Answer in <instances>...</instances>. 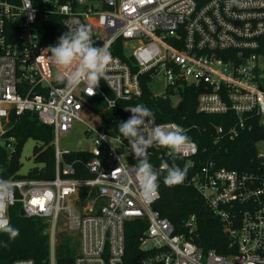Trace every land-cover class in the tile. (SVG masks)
<instances>
[{
  "label": "built area",
  "instance_id": "2783aa9c",
  "mask_svg": "<svg viewBox=\"0 0 264 264\" xmlns=\"http://www.w3.org/2000/svg\"><path fill=\"white\" fill-rule=\"evenodd\" d=\"M74 20L90 26L95 46L112 57L107 79L92 96L85 84L65 94L52 75L65 69L47 59L46 48ZM142 81L152 98L169 99L173 107L188 86L195 90L197 113L230 114L215 127L217 138L264 130V0H0V147L17 151L16 128L25 113L51 128L53 147L51 178L5 179L14 182L8 220L9 208L17 205L23 216L45 223L46 264H55L61 215L78 240L73 264H264V155L255 147L264 140L254 143L255 166L248 170L198 160L194 140L195 152L176 156L190 170L182 184L197 192L225 239V254L205 251L195 243V213L177 231L153 209L159 191L150 202L141 196L138 159L118 124L139 105ZM159 81L163 89L157 92ZM107 110L114 113L103 121ZM153 120L189 130L154 114ZM75 121L84 124L89 148L61 150L58 138ZM170 157L165 147L148 149L159 177L166 176L160 166ZM129 228L138 234L127 249ZM11 264L37 263L19 258Z\"/></svg>",
  "mask_w": 264,
  "mask_h": 264
},
{
  "label": "trees",
  "instance_id": "16d2710c",
  "mask_svg": "<svg viewBox=\"0 0 264 264\" xmlns=\"http://www.w3.org/2000/svg\"><path fill=\"white\" fill-rule=\"evenodd\" d=\"M142 95L139 104L148 107L156 120L174 121L184 127H189L187 135L198 146V160L213 159L219 166L229 169L248 170L254 167V143L264 140V130L254 127L233 140L217 138L215 127L226 124L230 114H204L195 111V90L185 86L182 91L180 109L173 107L169 99H155L150 96L145 81L141 84ZM114 110H107L105 118ZM117 114V113H116ZM105 123V122H104ZM196 125V127H191ZM19 147L16 152L8 153L0 147V179L35 178L48 179L53 175V147L51 145L52 130L39 122L32 113H25L19 118L16 128ZM32 138L38 142L33 148V160L38 165L31 168L24 176L18 175L20 168L21 147L26 139ZM74 155V154H73ZM76 155V154H75ZM80 157H83L80 156ZM162 161V160H160ZM169 165L183 166V159L170 157ZM190 173L188 168L187 174ZM164 178L159 177V197L153 205L160 216L167 218L175 230L182 228L184 219L195 213L198 221V232L195 243L203 250L213 249L218 254H225V239L220 232V225L215 220L206 221V211L197 192L186 185L167 186ZM9 222L19 230V235L10 240L6 233H0V264H11L15 259L30 258L37 264H46L48 257V237L43 233L45 223L36 218L21 216L18 206L9 208ZM137 231L130 228L127 231V249L136 245ZM77 248L72 246L66 233L58 232L55 242V264H73Z\"/></svg>",
  "mask_w": 264,
  "mask_h": 264
},
{
  "label": "clouds",
  "instance_id": "9594fccd",
  "mask_svg": "<svg viewBox=\"0 0 264 264\" xmlns=\"http://www.w3.org/2000/svg\"><path fill=\"white\" fill-rule=\"evenodd\" d=\"M231 2L237 3L238 0ZM66 26L68 31L58 37V43L46 48L50 53L47 59L52 65L65 69L57 73L58 82L65 85V94L85 84L90 96L95 95L100 80L107 79L111 54L107 48L95 46L90 26L78 20ZM127 111L131 112V116L118 124V132L128 140L131 151L138 159L134 169L135 175L139 181L142 198L150 202L158 195L160 173L154 170L149 162L148 149L154 144L165 147L175 159L182 151L191 148L195 152L196 148L179 125H155L152 111L145 105L139 104L128 108ZM160 170L166 172L164 184L176 186L183 183L188 168L163 163ZM122 190L127 191V188ZM13 200L14 182L0 179V233H6L10 240L19 235V230L11 226L6 216L7 208Z\"/></svg>",
  "mask_w": 264,
  "mask_h": 264
},
{
  "label": "rangeland",
  "instance_id": "374dc122",
  "mask_svg": "<svg viewBox=\"0 0 264 264\" xmlns=\"http://www.w3.org/2000/svg\"><path fill=\"white\" fill-rule=\"evenodd\" d=\"M162 89H163L162 81L155 83L154 85L155 91L159 92ZM83 129H84V124L78 121L73 122L72 127L68 130V132L59 136L58 147L61 150H71V151L89 148V142L83 136ZM35 145H38V142L33 140L32 138L26 139L25 142L23 143L20 152L19 163L21 166L18 170L17 173L18 175L24 176L28 173V171L31 168L38 166L33 160V148ZM255 147L259 154L264 155V145L262 142L256 143ZM57 231L66 233V235H68L71 239L72 246L74 248L78 247L77 238L73 233L69 232L65 227V221L63 215H61L58 219Z\"/></svg>",
  "mask_w": 264,
  "mask_h": 264
},
{
  "label": "water",
  "instance_id": "95a60500",
  "mask_svg": "<svg viewBox=\"0 0 264 264\" xmlns=\"http://www.w3.org/2000/svg\"><path fill=\"white\" fill-rule=\"evenodd\" d=\"M53 77H56L57 76V74L56 73H54L53 72ZM177 109H180V104L177 106ZM64 159L65 160H67V156H64ZM19 214L21 215V216H23V212H22V210H19ZM211 219V217H206V221H209Z\"/></svg>",
  "mask_w": 264,
  "mask_h": 264
}]
</instances>
